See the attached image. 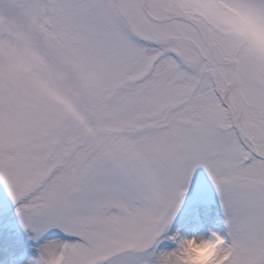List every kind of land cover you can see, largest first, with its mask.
Returning a JSON list of instances; mask_svg holds the SVG:
<instances>
[{"label":"snow or ice","instance_id":"6c2138e0","mask_svg":"<svg viewBox=\"0 0 264 264\" xmlns=\"http://www.w3.org/2000/svg\"><path fill=\"white\" fill-rule=\"evenodd\" d=\"M0 264H264V0H0Z\"/></svg>","mask_w":264,"mask_h":264},{"label":"rangeland","instance_id":"374dc122","mask_svg":"<svg viewBox=\"0 0 264 264\" xmlns=\"http://www.w3.org/2000/svg\"><path fill=\"white\" fill-rule=\"evenodd\" d=\"M200 254H203V252H204V250H202V249H198L197 250Z\"/></svg>","mask_w":264,"mask_h":264}]
</instances>
